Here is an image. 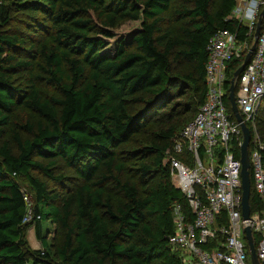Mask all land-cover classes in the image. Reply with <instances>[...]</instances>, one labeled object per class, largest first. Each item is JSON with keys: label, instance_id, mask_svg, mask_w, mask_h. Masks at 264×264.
<instances>
[{"label": "trees", "instance_id": "1", "mask_svg": "<svg viewBox=\"0 0 264 264\" xmlns=\"http://www.w3.org/2000/svg\"><path fill=\"white\" fill-rule=\"evenodd\" d=\"M234 4L0 0V264H185L168 237L174 204L188 220L192 213L163 160L205 99L209 39L223 29L245 39V28L228 19ZM128 20L139 28L108 50ZM12 21L24 31L10 29ZM240 64H228L227 94ZM18 106L37 120L16 123L11 143L4 134ZM255 127L264 170V96ZM146 133L139 146L119 149ZM58 161L74 183L57 173ZM23 191L35 221L23 222ZM249 204L251 213L261 208L252 182ZM42 221L55 226L51 245ZM32 226L40 249L27 239Z\"/></svg>", "mask_w": 264, "mask_h": 264}, {"label": "built area", "instance_id": "2", "mask_svg": "<svg viewBox=\"0 0 264 264\" xmlns=\"http://www.w3.org/2000/svg\"><path fill=\"white\" fill-rule=\"evenodd\" d=\"M263 7L264 0H235L228 19L245 28V39L239 40L236 33L226 29L209 39L205 99L173 145L165 150L163 162L169 166L172 184L184 194L192 213L188 220L180 204L175 203L174 231L168 237L169 244L180 250L185 264H250L243 232L246 226L252 231L253 241L254 234L258 236L255 250L260 264H264V170L259 152L263 143L255 127L264 96V14L258 25ZM257 26L258 37L250 60L234 80V86L238 84L235 105L242 121L252 130L248 149L250 181L261 201L260 210H250V218L244 220L240 160L235 156V147L240 148L242 143V131L231 110L225 82L228 64L240 59L243 62ZM23 199L29 207L23 222L33 221L30 197L25 191Z\"/></svg>", "mask_w": 264, "mask_h": 264}, {"label": "rangeland", "instance_id": "3", "mask_svg": "<svg viewBox=\"0 0 264 264\" xmlns=\"http://www.w3.org/2000/svg\"><path fill=\"white\" fill-rule=\"evenodd\" d=\"M20 18H22V17H20ZM139 24H140L139 20H134V21L128 20V21L122 22L119 25L118 28L114 29V37L109 41V46L107 47V49L111 50L114 47L115 42L119 38H121V37H123V38L129 37L136 29L139 28ZM10 29H18L20 31H24L22 29V26L20 24L16 23L15 21L11 22ZM41 89H42V91L45 94H50L51 92H54L50 87H42ZM190 119H188V120L183 122V124L179 128V131L184 125L187 124L188 121H190ZM36 120H37V115L35 113H33L32 111L27 110L23 106L16 107L15 111L13 112V114L11 116V123L8 126L9 128H7L6 131H5L4 138L7 139L8 141H11L10 132L9 131H11V129L14 127V125L16 123H24V122H32V121L34 122ZM148 134L149 133H146L144 135H136V136H134L127 143L122 144L121 146H119V149L128 150V149H131V148L139 146L141 143H143L145 141L146 136ZM11 143H12V141H11ZM56 171H57V173H61L62 175H64V177H66V179H65L66 183H69L71 181H73V183H74V181H75L74 173L72 172L71 169L66 167L61 161L57 162V170ZM53 191L55 193H58L57 192L58 189L55 188V187L53 188ZM31 213H32V210H31ZM40 225H41V228H42V232H43L44 236L46 237L47 243H49L51 245L52 243L55 242V226H54V224H52L49 221H42L40 223ZM30 228H32V230H31V232L33 234L32 238L29 237L30 235L28 236V231H29ZM30 228L27 230V239H28L29 242L31 240V242L33 244L37 243L38 244V248H35V246H33V245L31 246V244H30V246L33 249H40L41 246L39 244L38 238L35 235L34 226L30 227Z\"/></svg>", "mask_w": 264, "mask_h": 264}, {"label": "water", "instance_id": "4", "mask_svg": "<svg viewBox=\"0 0 264 264\" xmlns=\"http://www.w3.org/2000/svg\"><path fill=\"white\" fill-rule=\"evenodd\" d=\"M264 14V7L260 12V16L258 19V25L261 21V16ZM258 31L259 26H257L255 33H254V42L252 46L250 47L249 51L244 57L243 62L237 67V69L234 71L231 79L230 84L228 87V99L231 104V110L233 114L236 117V120L240 123L241 131H242V143L240 145V178H241V189H242V197H241V215L244 220H247L250 218V204H249V197H250V190H251V181H250V161H249V142L251 139V133L249 128L246 126V124L242 121V117L239 114L237 107L235 105V97H234V80L235 78L240 74V72L243 70L244 66L249 62L251 53L255 48L256 40L258 37ZM243 232L245 234V239L247 241L248 250H249V258H250V264H260V261L258 259L255 245L253 241L252 231L250 227L246 226L243 229Z\"/></svg>", "mask_w": 264, "mask_h": 264}, {"label": "crops", "instance_id": "5", "mask_svg": "<svg viewBox=\"0 0 264 264\" xmlns=\"http://www.w3.org/2000/svg\"><path fill=\"white\" fill-rule=\"evenodd\" d=\"M33 227V226H32ZM29 233V232H28ZM29 244H31V246L33 245V246H35V248H38V244L36 245V244H33L32 242H31V240H30V242H29ZM39 244H40V246H41V243H40V241H39Z\"/></svg>", "mask_w": 264, "mask_h": 264}, {"label": "bare ground", "instance_id": "6", "mask_svg": "<svg viewBox=\"0 0 264 264\" xmlns=\"http://www.w3.org/2000/svg\"><path fill=\"white\" fill-rule=\"evenodd\" d=\"M31 230H32V228H30L29 231H28V232H29V233H28V236L30 235V236H29L30 238L33 237V234H32V232H31Z\"/></svg>", "mask_w": 264, "mask_h": 264}]
</instances>
